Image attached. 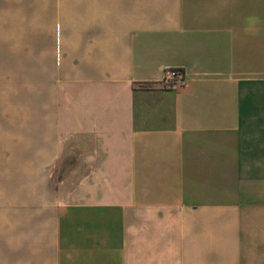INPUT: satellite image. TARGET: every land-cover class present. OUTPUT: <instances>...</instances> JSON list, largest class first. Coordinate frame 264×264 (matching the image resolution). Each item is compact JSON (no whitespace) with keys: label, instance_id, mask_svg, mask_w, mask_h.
Instances as JSON below:
<instances>
[{"label":"crops","instance_id":"crops-1","mask_svg":"<svg viewBox=\"0 0 264 264\" xmlns=\"http://www.w3.org/2000/svg\"><path fill=\"white\" fill-rule=\"evenodd\" d=\"M0 264H264V0H0Z\"/></svg>","mask_w":264,"mask_h":264},{"label":"built area","instance_id":"built-area-1","mask_svg":"<svg viewBox=\"0 0 264 264\" xmlns=\"http://www.w3.org/2000/svg\"><path fill=\"white\" fill-rule=\"evenodd\" d=\"M183 75L178 70H166L165 78L161 84L163 88H172L183 83Z\"/></svg>","mask_w":264,"mask_h":264},{"label":"trees","instance_id":"trees-1","mask_svg":"<svg viewBox=\"0 0 264 264\" xmlns=\"http://www.w3.org/2000/svg\"><path fill=\"white\" fill-rule=\"evenodd\" d=\"M152 86H153L152 84H140L139 85V87H142V88H150Z\"/></svg>","mask_w":264,"mask_h":264},{"label":"rangeland","instance_id":"rangeland-1","mask_svg":"<svg viewBox=\"0 0 264 264\" xmlns=\"http://www.w3.org/2000/svg\"><path fill=\"white\" fill-rule=\"evenodd\" d=\"M17 24H22V19L17 21Z\"/></svg>","mask_w":264,"mask_h":264}]
</instances>
